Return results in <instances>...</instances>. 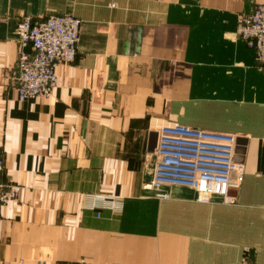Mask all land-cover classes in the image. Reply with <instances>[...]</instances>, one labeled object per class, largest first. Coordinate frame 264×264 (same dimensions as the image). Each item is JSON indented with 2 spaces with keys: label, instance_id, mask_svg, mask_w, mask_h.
<instances>
[{
  "label": "crops",
  "instance_id": "0c3cea01",
  "mask_svg": "<svg viewBox=\"0 0 264 264\" xmlns=\"http://www.w3.org/2000/svg\"><path fill=\"white\" fill-rule=\"evenodd\" d=\"M257 4L0 0V155L22 187L0 207V264H264V70L236 35ZM61 15L82 20L76 58L51 97L21 101L19 21ZM176 123L237 137L234 204L144 188ZM90 198L115 207L98 218Z\"/></svg>",
  "mask_w": 264,
  "mask_h": 264
},
{
  "label": "built area",
  "instance_id": "2783aa9c",
  "mask_svg": "<svg viewBox=\"0 0 264 264\" xmlns=\"http://www.w3.org/2000/svg\"><path fill=\"white\" fill-rule=\"evenodd\" d=\"M116 4H110L115 7ZM82 20L73 15L33 20L22 16L18 27L19 51L10 74L18 98H49L58 86L56 67L72 63L78 52ZM236 35L255 53L264 70V4L237 19ZM31 48V52L25 50ZM234 134L196 129L184 124L162 126L155 149L152 178L144 185L157 197H169L165 187H185L197 193L203 203L234 204L245 176V165L237 162ZM5 163L0 155V207L20 197L22 187L4 179ZM87 207L101 218L102 209H113L114 201L90 198ZM65 264H89L84 260Z\"/></svg>",
  "mask_w": 264,
  "mask_h": 264
},
{
  "label": "rangeland",
  "instance_id": "374dc122",
  "mask_svg": "<svg viewBox=\"0 0 264 264\" xmlns=\"http://www.w3.org/2000/svg\"><path fill=\"white\" fill-rule=\"evenodd\" d=\"M62 264H65V263H62Z\"/></svg>",
  "mask_w": 264,
  "mask_h": 264
}]
</instances>
